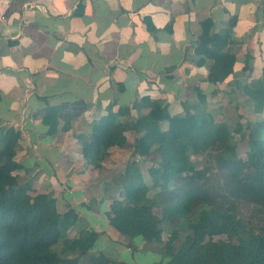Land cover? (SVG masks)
<instances>
[{"label": "crops", "instance_id": "0c3cea01", "mask_svg": "<svg viewBox=\"0 0 264 264\" xmlns=\"http://www.w3.org/2000/svg\"><path fill=\"white\" fill-rule=\"evenodd\" d=\"M208 18L213 33L227 30L237 43L233 73L222 83L207 82L208 67L194 52ZM259 80L264 84V0H0V121L20 133L15 174L32 194L59 200L61 212L65 205L76 211L71 237L86 227L100 234L83 223L100 205L89 184L99 188L106 177L112 184L115 169L120 174L133 156L136 134L127 131L126 145L110 148L99 169L83 158L77 137L108 108L132 123L149 112L132 104L149 98L182 115L184 105L198 103L199 90L216 122L230 126L225 110L254 115L244 87ZM77 101L86 111L69 124L59 119L48 134L47 107ZM115 195L104 220L119 188Z\"/></svg>", "mask_w": 264, "mask_h": 264}, {"label": "trees", "instance_id": "16d2710c", "mask_svg": "<svg viewBox=\"0 0 264 264\" xmlns=\"http://www.w3.org/2000/svg\"><path fill=\"white\" fill-rule=\"evenodd\" d=\"M212 27L210 18L203 21L194 52L198 64L208 67L207 82L216 84L233 73L237 43L227 30L213 33ZM196 92L198 103L183 104L182 115H170L162 102L142 98L130 108H149L146 115L125 123L120 121L124 114L108 108L88 135L77 137L94 169L110 148L126 145L127 131L136 134L133 157L146 159L153 149L158 155L148 169L151 186L134 160L114 176L121 191L105 213L107 224L123 236L159 245L164 264H264V124L247 122L245 133L242 123H218L206 108V96ZM244 93L254 112L261 113L262 80L244 87ZM85 111L81 101L47 107L42 121L52 135L59 119L69 124ZM232 133L246 140L244 159ZM19 140L20 133L0 121V264H81V258L87 264H114L103 252L88 254L99 236L93 229L68 236L78 218L71 206L61 212L56 199L19 185L14 161ZM59 251L77 255L64 258Z\"/></svg>", "mask_w": 264, "mask_h": 264}, {"label": "rangeland", "instance_id": "374dc122", "mask_svg": "<svg viewBox=\"0 0 264 264\" xmlns=\"http://www.w3.org/2000/svg\"><path fill=\"white\" fill-rule=\"evenodd\" d=\"M243 112H245L246 114L250 113L249 110H243ZM262 112L256 114L254 111H252L251 114L254 113V115H252L250 118L247 119L245 115L237 114L236 112L234 114V112L225 110L223 111V113L224 115H227V117L225 116L222 118L227 119L226 122L230 124V127H234L235 124L237 123H242L243 126L245 127L247 125V122H251V125H254V122H262L264 124V115L262 114ZM245 133H247L246 127H245ZM232 138L234 143L236 144L237 153L239 157L244 159L246 157V151H247L246 140L240 139V137L235 133H232ZM157 157L158 155L153 149L151 155L144 160L139 159L138 161H136L134 159L135 157L133 156H131L127 160L128 162L134 160L136 161V163L139 164L141 173L143 175V179L148 186H151V179L148 175V169L151 166L156 165ZM192 159H195V157H192ZM115 170H116L114 171L115 174L118 175L119 173L117 171L121 169H115ZM106 179H107L106 182H103L104 184L99 188H95L96 182L89 184L90 187L92 188L89 194L91 195H94L95 193L98 194V196H96L95 198H99L100 205L98 206L96 212L94 213L97 216L94 215L92 212L91 213L85 212L84 218L86 222L83 223L84 224L86 223L89 226L96 228L97 231H100V234L98 233L99 236L96 239L92 250L89 251L88 254H97L99 252H103L105 255L115 260L114 264H119L122 262L126 264H164L165 259L161 254V249L159 245L148 243L145 241L143 242L138 238L132 239L127 236H123L118 232L114 231L113 229H111L107 224L106 219L104 220V216L102 212L107 208V204H109L110 200L113 198L111 196L113 194L114 196H116L115 194L116 191H118V188L121 191V187L117 183H114V181H112V184H108L109 177H106ZM152 196H153V191L151 190L148 193V197L151 198ZM60 204L61 203L58 200V205ZM154 212L155 214L159 215V211L155 210ZM83 223L81 224L84 225ZM106 225L109 228H106L107 227ZM73 233L74 232L71 231L68 236L71 237V234L73 235ZM56 247L55 249L58 251L60 245ZM58 254L64 258H72L77 255L76 253L73 252H62V251H59ZM80 263L87 264L86 258H81Z\"/></svg>", "mask_w": 264, "mask_h": 264}]
</instances>
